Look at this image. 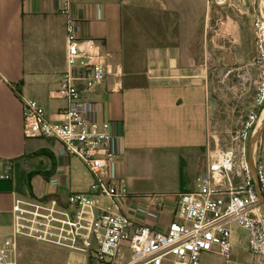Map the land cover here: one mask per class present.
I'll return each instance as SVG.
<instances>
[{
  "label": "crops",
  "instance_id": "1",
  "mask_svg": "<svg viewBox=\"0 0 264 264\" xmlns=\"http://www.w3.org/2000/svg\"><path fill=\"white\" fill-rule=\"evenodd\" d=\"M143 7L158 18L146 23ZM212 8L220 7L206 0H73L80 37L98 41L112 66L90 97L120 136L111 182L128 194L115 209L137 223L163 228L175 218L177 195L198 189L215 149L216 100L193 47ZM66 22L56 0H0V240L12 231L16 198L68 206L67 197L81 192L99 206L110 203L90 191L92 175L80 159L61 155L54 139L23 131V98L35 99L52 122L66 104L51 95L65 69ZM258 148L264 158L263 137ZM233 245L240 248L241 239Z\"/></svg>",
  "mask_w": 264,
  "mask_h": 264
},
{
  "label": "built area",
  "instance_id": "2",
  "mask_svg": "<svg viewBox=\"0 0 264 264\" xmlns=\"http://www.w3.org/2000/svg\"><path fill=\"white\" fill-rule=\"evenodd\" d=\"M230 1L206 0V4L208 8L222 7ZM56 2L58 11L67 17L66 52L65 69L51 95L66 104L58 112L59 120L52 122L35 99L23 98L24 135L56 140L61 155L77 157L90 171V191L107 196L110 203L99 206L81 192L66 199L73 209L56 199L16 198L12 231L0 240V264H18L22 237L89 253L99 264H202L205 252L222 256L224 264H247L232 259L234 226L246 230L248 252L258 264H264V213L257 190L259 185L264 193V158L256 152L254 176L248 157L249 139L262 120L264 84L231 144L210 153L198 189L177 195L175 218L163 228L137 223L116 210L128 194L124 184L111 182L117 158L114 139L120 136L115 122L100 118V101L90 97L112 66L98 41L80 37L81 22L72 13L73 0ZM255 20L262 51L263 22ZM148 198L153 202L155 196ZM125 250L129 252L127 261L123 259Z\"/></svg>",
  "mask_w": 264,
  "mask_h": 264
},
{
  "label": "rangeland",
  "instance_id": "3",
  "mask_svg": "<svg viewBox=\"0 0 264 264\" xmlns=\"http://www.w3.org/2000/svg\"><path fill=\"white\" fill-rule=\"evenodd\" d=\"M143 8L138 14L144 17L146 23L158 18L156 12ZM256 18L264 24L262 0H231L229 5L212 8L207 18L204 15L194 39L197 62L207 64L211 93L216 100L211 130L216 135L214 146L218 149H225L231 144L232 137L252 109L258 89L264 84V41L261 51ZM220 51H230L235 61L225 63L224 58L219 56ZM261 117L262 122L264 110ZM261 137L264 138V131ZM259 144L260 139L256 152L259 151ZM246 233L245 229L234 226L232 241L236 243L241 239V246L234 248L232 253L237 255L234 254L232 259L258 264L246 249ZM128 258L129 252L125 250L123 259L127 261ZM87 259L86 252L29 238L19 241L18 264H99L94 256L91 263ZM201 263L224 264V258L214 252H205L201 254Z\"/></svg>",
  "mask_w": 264,
  "mask_h": 264
},
{
  "label": "water",
  "instance_id": "4",
  "mask_svg": "<svg viewBox=\"0 0 264 264\" xmlns=\"http://www.w3.org/2000/svg\"><path fill=\"white\" fill-rule=\"evenodd\" d=\"M262 2L264 4V0H262ZM219 56H220V58H224L225 63H227V64L233 63L235 61L234 60V54L231 53L230 51H220ZM260 123L261 124H259L258 127L256 128V130L252 133L250 140H249V145H248L249 163H250L251 171H252L254 176H255V155H256L255 150H256L257 144L259 142V139L261 137V134L264 131V117H263V121ZM257 190H258V193L260 196V200L262 203V209H263V213H264V193L260 189L259 185L257 186Z\"/></svg>",
  "mask_w": 264,
  "mask_h": 264
},
{
  "label": "trees",
  "instance_id": "5",
  "mask_svg": "<svg viewBox=\"0 0 264 264\" xmlns=\"http://www.w3.org/2000/svg\"><path fill=\"white\" fill-rule=\"evenodd\" d=\"M21 84H23L22 80L20 81V83H18V85L21 86ZM42 199L47 200V199H49V197L48 198L47 197H42Z\"/></svg>",
  "mask_w": 264,
  "mask_h": 264
},
{
  "label": "bare ground",
  "instance_id": "6",
  "mask_svg": "<svg viewBox=\"0 0 264 264\" xmlns=\"http://www.w3.org/2000/svg\"><path fill=\"white\" fill-rule=\"evenodd\" d=\"M263 26H264V24H263ZM263 34H264V32H263Z\"/></svg>",
  "mask_w": 264,
  "mask_h": 264
}]
</instances>
